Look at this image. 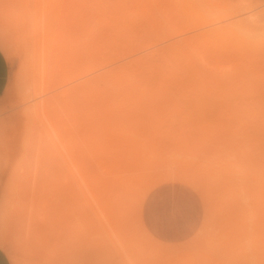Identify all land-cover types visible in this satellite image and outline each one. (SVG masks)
I'll return each mask as SVG.
<instances>
[{
	"label": "rangeland",
	"instance_id": "374dc122",
	"mask_svg": "<svg viewBox=\"0 0 264 264\" xmlns=\"http://www.w3.org/2000/svg\"><path fill=\"white\" fill-rule=\"evenodd\" d=\"M11 1L12 0H0V5H9ZM41 1L43 0H39V3H42ZM108 1L110 2V0ZM150 1L151 3H153V5L149 3V6L152 7L146 8L145 13L147 16H149L147 9H150L152 14L150 15H154L155 19L153 17H147L148 20H145V17V19L139 18L141 16L140 15L136 17V20L129 27L124 28L121 22L119 23L122 26L119 25L120 27L118 26V29L116 28L114 30L113 26H110V30L106 29V31H110L111 34L108 33L107 35V33H104L102 35L100 33V35H98L100 39L105 35L107 36L103 37L104 39L102 38L101 40H99L98 46L100 49H98V51L100 52H97L102 54V52H105L106 50V52H109L110 49L115 50L118 44L119 48L125 43L129 42V40L131 41V39L132 41L134 40L137 43L141 44V42H143L145 44L148 42H153V40L156 38L158 39V37H162L161 41L159 42L165 44L169 39H163V36L165 34L168 35V33L172 34L177 29L189 27L195 33L199 32L200 30L212 27L217 28L219 26H222L225 28L230 24L229 22L235 21L234 23H236L238 21H242L241 19L243 18L245 20L246 16L244 17V14H248L247 12L249 10L244 11L243 8L245 6L252 5V1L255 0ZM249 1L251 3H249ZM27 2V10L25 12L30 13L28 14L29 17H27L30 21L26 19L29 24H27L28 26L26 27V29L28 28V31L26 30L24 33L19 34L16 30H14V32L9 34L7 37L11 40L10 49L12 50L13 54L10 57H7L5 55L9 62L10 70L5 90L0 96V205L5 203L6 194H8L6 192L7 189L10 186V188H14V186L17 187L15 189L16 191L13 194L14 198L12 200H14V202L16 203H22V205H20L21 209L19 208L12 217L14 227H11L12 230H9L10 227L7 228V232L11 235V237L9 238L11 239L12 244L15 246V251L17 252V256L21 264H27L29 260V263L40 260L38 256L27 257V253H25L15 241L17 237L22 234L23 226L29 219V213L31 209L30 202L32 199L30 195L33 187V177H35V158L37 157L36 149L38 146L37 138H32L34 136L38 137L36 136L38 134H36L35 130L33 131L30 128L31 126L35 125H33L31 121L29 122L30 127L24 126V119H22V116L20 117L21 111L25 110L27 105L33 104L34 101H37L38 97H36V99L34 100L28 101L27 103L24 102L16 104V102H14V99L16 100V98L14 97V86H16L15 84L17 83V80L24 73V67L27 66L28 70L31 68L29 67V63L34 62L35 49L37 47L36 41L38 39V35H35V32L33 33V35H30L29 32L33 27V25H31L32 27H30V24H34L33 20L35 19L34 14L36 12L35 6H39V3H37L38 1H35L37 4L35 5L34 0H27ZM215 2H217V4H215ZM255 2L252 5L257 8L254 10L255 12L264 10V5H258L259 3H256V6ZM58 3L59 6L57 8L58 10H60L59 12L62 15L61 22H63L64 24H69L71 20L70 14L75 13L77 8H80V12H83L85 8L81 10V7L82 5L87 3V0H78V4H73L72 0H59ZM12 5V12L17 13L19 10L18 3H12ZM192 5H194L195 9L191 7ZM32 6L34 9L31 8ZM252 6V9L249 8L250 11L255 8ZM189 7H191V10L194 11H191ZM93 8L94 6L92 3V9ZM187 8L191 13L187 12ZM192 12H194L195 14L192 15ZM222 15L229 16L226 17V19L221 18L222 20H220V22L219 20L217 21L216 18ZM36 17L39 18V16ZM84 19L86 22L90 21L91 23L89 25L92 28H95L96 31L102 30L100 29V27L96 28L97 23L92 17L85 16ZM150 20L151 22L153 20H156L155 24L153 25L150 23L151 25H149L147 22H149ZM31 21L33 22L31 23ZM205 21H211L212 23L209 22V24H207V22L206 24L202 25V23ZM245 21L242 22H248ZM262 27H264V25L255 27L253 24H248L247 28L251 29H247L248 35L243 33L246 31L245 29H243L244 31L242 32V30H240V32L245 35L239 33L240 35L238 34L239 36L237 35L238 37L234 38H223V36H227L228 34H223V31L218 28L219 30H215L221 31L222 34L220 36H215V34H213L214 36L211 35L210 38L212 39V42L205 43L201 42V39H197L199 41L198 44H203H201L199 48L189 47L188 51L194 55L196 66L201 70L202 74L210 78L209 80H211L212 82L211 85H214L213 78H218L217 80L223 78L222 81L228 80L230 84L236 82V87L238 85L240 87L237 88L238 91L235 89V91L233 92H225L227 90L218 89L220 92H222L218 93L215 90H203V97L199 96V98H197L195 96L196 101L194 99L193 101L195 102L189 103L190 101L185 100V97L182 96V98L178 96L180 92L174 91V86L177 87L179 85H174V82L171 83V81L175 80L172 79L173 76L176 79L178 78V81L175 80L177 82H181V80L183 81V79L185 81H189L188 79L184 78L185 72H183V68L180 66V64H178V57L175 59L173 53L171 55L170 53L165 52V54H163V56L160 58L161 61L159 59L154 62V64L156 63V65H159L158 70L160 73L168 72V74H166L169 76L164 74L166 77H169V79H167L168 83L166 84L172 85V87H168V89H170L169 91H172L174 89L173 92H176V94L178 93V95L172 92V94H170V92L169 94L170 96L174 95L173 97L176 99L178 105L177 109H175L173 105H168L167 108H169L170 111L167 113H163V117L161 116L164 119L158 117L157 119H155L157 120L156 124H152L154 122H150L148 126H141L142 130H139L141 131V133L139 132L140 134L138 132H136L135 134L134 132H130L131 136H136L135 139H140V143L142 140L141 144L143 145H139L143 146V148H145V150L147 151V154L145 155L146 157L143 154L142 156H144L146 159L151 160L149 165L153 167L149 166L148 164V167L146 166V164H143L146 167L141 165L143 167L141 169L140 167H138L140 170L135 167H131L133 169L118 167L112 168V170L109 171L110 175H105L104 172L108 173V170L106 169L111 168L101 167L96 163L94 159L91 161H88L87 159L90 170L94 175H99V179H101L102 181V185L95 186V188L99 189V187H103V189L99 190H110L109 192H111V190L113 189H116L118 190L117 195L113 196V194L115 193L112 192V195L108 192L102 195L101 191L96 190L98 191V193L93 191L92 196V194L84 188L81 190H85V192L80 191V188L77 186L72 176L67 175L71 173H69V171L67 170L68 167L63 162L62 158L60 156H55V150L52 149L53 147L48 144V141L45 140V138H43V140L41 141V145L44 150L40 158L42 156L44 158L42 157V160L40 159L39 169L36 174V186L34 188H36L37 186L38 187L35 189L37 194L36 198L34 199L35 203L32 208L31 219L36 228H44L43 230L44 232L46 231V234H48L51 245L55 246L58 242L66 241L65 245L68 246V248L73 249L76 254L97 253L99 252V249L102 250L101 248H103L102 251L105 254L109 255L110 258L112 257V262H114L115 264H125L123 259V257L126 258L125 251L121 249L119 238L112 232L107 223V220L105 219V216L101 211V209H103L104 211L109 213L108 208L113 205L110 208V211H112L113 213V221H115V223L119 221L118 223H116V225L120 228V238L125 243L129 242L127 243V252L138 261H142L143 259L146 264H239V262L240 264L241 262L246 264H253L257 261L261 262V264L264 263V261H262L264 260V177H262V174H264V172H262L264 171V161L261 162V160H264V91H262L264 90V30H261L264 28ZM58 28L61 27L58 26L56 22H52L51 28H49L50 36H52ZM151 28H153L154 30L156 29V33H154L152 31L153 29ZM255 28H259V30L257 31V29ZM118 30H122L120 31L121 34L118 33L119 35L115 34L116 32H118ZM80 38H83V40L87 41L89 37L87 35H83ZM121 38L123 43L121 42ZM172 38L173 37H171L170 39ZM112 41L114 42V44L111 43ZM115 42L117 43L116 45ZM111 44L114 45L113 48H111ZM105 45L108 47H106ZM217 46H219V48H217ZM92 49L93 48L88 49V52H84V48L81 50H77L74 56L75 59L80 58L86 54L88 55L89 52L92 51ZM81 51L83 52L81 53ZM106 52L103 54L107 55ZM167 57H169L170 59ZM167 59L169 60L167 61ZM159 61L160 63H158ZM175 66L177 68H174ZM170 71L171 73L173 72V75L170 74ZM175 75H177V77ZM88 76L91 77L92 74ZM87 77L84 78L88 79ZM84 78L81 77V79H79L78 81H84ZM148 79L151 80L150 83L153 82L152 79L149 78V76H147L145 79L144 77H142V81H140L141 83L143 82L142 86L144 84V86L149 85V83L147 82ZM78 81H75V83H78ZM144 81H146L147 84ZM154 81L156 82L160 80L158 79ZM253 82L257 87L254 88ZM241 83H244L243 85L247 83L245 85V88H248L247 91L241 90L244 88L243 86L241 87ZM249 83H251L250 85L252 88L247 87L249 86ZM257 83L261 85H256ZM106 85L105 83H102V85L100 84L99 87L104 86L102 88L105 89L107 87ZM234 86L233 88H235ZM148 87L155 88L153 85H149ZM95 90L96 89L90 91L94 94L92 97L96 96ZM99 90L100 89L97 90L98 94L102 92V89L101 91ZM81 94L84 95L87 93L83 92L78 94L76 98L71 101L72 103L69 102V104L74 107L71 106L69 107L70 111L64 110L61 111V113L63 114L64 118V125H62L69 128L67 129V131H65L66 134H64L65 132L63 133L65 139L72 142L80 139V142L82 143V145H84V142H82V140L86 136L83 129L86 128L85 124L89 122L86 121L88 120L86 119V117H88L86 116L88 114V111L86 112V110H88V107H86L85 105L87 104L88 99L85 95L82 96ZM82 97L87 100L81 99V104L77 101H79V99ZM12 101L15 104L11 105L10 103ZM81 106L83 108H80ZM72 108L75 110H73ZM77 109L81 110L76 111ZM180 109L182 111H178ZM71 110H73V112ZM232 110H234V112ZM230 111H232V113H230ZM74 112L75 118L79 116L78 118H81L80 120H83L84 123L77 126L76 123L78 118L74 119L76 120L74 122L70 121L71 117L74 118V116L71 115V113ZM252 114L255 115L252 116ZM239 117H241V121H243L242 124L245 125L242 126V124L239 123ZM146 118L151 119L150 116ZM25 120L27 121V119ZM153 125L159 126L156 128L157 130L155 129V127H153ZM201 126H203L204 128H202ZM78 127L82 129L81 131H83V133L80 132V129ZM233 127L236 128L235 132L239 134L236 135L235 132L231 131ZM154 129L157 132H152V130ZM203 129L205 130V132ZM217 131L219 134L217 133ZM30 132L32 133V135H34H29ZM70 132H72L75 137H72ZM171 132H173V134ZM228 134L229 136H227ZM149 137H152L153 139H149ZM155 139H157L155 142L157 143L156 148H154L152 145H148L151 144L147 143L148 141L152 142V140L155 141ZM212 140H215V142ZM69 143L72 144L71 142ZM145 143L147 145H145ZM240 144H242L243 146ZM82 149L84 150L85 146H82L80 150ZM242 150H245V153H243ZM85 151H87L88 153L87 148L85 149ZM59 158H61V160H59ZM183 160L186 161L188 164H185L189 166H186L185 164L181 166L180 161ZM41 162H43L44 165ZM153 162L156 163L153 164ZM184 167L187 171L184 170ZM187 167L190 169H188ZM46 168L50 169L46 171ZM177 169L186 171L189 175H195L198 182L203 185L201 186L197 183H192L194 179L189 180V177L182 178L183 174H180V172L175 171L174 174L177 172L180 175H174L173 170ZM168 171L172 172L170 173ZM215 171L216 173H214ZM255 171H258L260 173L259 175L261 176L259 178L256 177ZM155 172H160L161 174H163L164 172H168V175L163 174L162 176H159V174L157 175ZM219 172L221 173L218 175L217 173ZM127 174L129 175L127 176L129 178L132 176H148L149 174H153L151 179H156V181H145L149 183H145L141 187L143 188L141 189V191L140 189L136 190L135 193L139 191L138 195L134 194L132 195V197H129L131 193H129L128 195L126 194V201L122 200L121 203H118V199H120L118 198V196L122 192V190H120L121 183L118 182V178H121L122 176L123 179H127L126 176L123 177ZM170 174L174 176L172 177ZM155 176H157L158 178H155ZM68 177L69 179L72 178V181H70ZM178 177L179 179H177ZM122 178L121 180H123ZM219 178L221 180H219ZM106 179L108 181H106ZM183 179H186L187 181ZM46 181H50V183L54 182L56 184L51 185L48 182V186H45ZM6 184H9L10 186ZM56 185L58 187H56ZM203 186L205 187L203 190L206 189L208 194L206 195L205 193V199L202 198L204 196L200 193L201 191H203L201 190ZM44 191H48L47 194H42V192ZM143 191H147V194L144 196V198ZM252 193L254 194V196H256V198L251 196ZM121 194H123L122 196H124V193ZM97 195H100V197ZM135 195L137 196L135 197ZM86 196H88L89 198ZM93 197H96L97 199ZM108 199L111 201H108ZM78 200L81 202H79ZM101 201L103 205H101ZM125 203L129 204V206H125ZM116 207L118 208L116 209ZM118 210L121 212H118ZM86 212L88 214H86ZM133 213L135 214V216H133ZM120 215H123L124 217ZM84 217L86 220H88L89 223L85 222L86 220H84ZM121 217L123 218L119 219ZM147 218H149V221H151L152 223H162L165 227H167V229L168 227H171L170 230L172 233L168 235V239L170 240H164L163 243L165 244H162L161 246H157L158 243H155L153 239L149 238L148 240L143 232L144 226L153 236L155 235L149 228ZM140 219L144 226L142 224H139ZM13 220H16L15 223ZM87 223H91L92 227L88 226ZM85 224L87 225L85 226ZM104 226L108 231H110L112 240L110 239L108 234H105L106 231L103 228ZM89 227L90 230L88 229ZM91 229H95V231H92ZM11 231L14 232L12 233ZM76 231L79 232L77 233ZM123 233L125 234L123 235ZM16 234H18L17 237ZM125 235H127V237ZM98 246H101V248ZM54 258L55 260L52 264H57V261H60V258H58L57 255H55Z\"/></svg>",
	"mask_w": 264,
	"mask_h": 264
},
{
	"label": "bare ground",
	"instance_id": "6f19581e",
	"mask_svg": "<svg viewBox=\"0 0 264 264\" xmlns=\"http://www.w3.org/2000/svg\"><path fill=\"white\" fill-rule=\"evenodd\" d=\"M35 1H38L37 3H39V0H34L35 5H37ZM58 1L59 0H43V1H41L42 3H39V6H35L36 12L34 11L35 12V14H34L35 19L33 20L34 24H30V27H32L31 25H33V27L29 32L30 35L31 34L33 35L34 32H35V35H38V39L36 41L37 47L35 49L34 62L29 63V67H31L29 70H28L27 66L24 67V69H25L24 73L17 80V83L15 84L16 86H14V89H15V96L14 97L16 98V100L14 99V102H16V104L17 103H24V102L27 103L28 101L34 100V99H36V97H38L37 98L38 100L34 101L33 104L27 105L25 110H22V111L20 110L21 111L20 117L22 116L23 117L22 119H24L23 120L24 126H26V127L29 126L30 125L29 122H31V121H32L31 123L33 125H35V126H31V127L29 126V127L33 131L35 130L36 134H38V135H36L38 137H35V136L32 137V138H37L38 146L36 149L37 150V157L35 158L36 160L34 159L35 160V169H34L35 170V177H33V182H32L33 187H32V191H31V195H30L32 199L30 202V208L31 209H30V213H29V219L27 220V223L24 224L23 231L21 230L22 234H20V236H18V237H17L18 234H16L17 239L15 241H16L17 245L19 247H21L25 253H27V257L28 256H31V257L32 256H38L40 258L39 261L31 262V263H29L30 262V260H29V262L27 264H52L53 261L55 260V258H54L55 255H57L58 258H60V261H57V264H115L111 260L112 257L110 258L109 255L105 254L102 251L103 248H101V246H98V247H100L102 250L99 249V252H97V253L76 254V252H74L73 249H70V248H68V246L65 245L66 241L58 242L55 246L51 245L48 234H46L45 233L46 231L44 232V230H43L44 228H39V227L36 228V226H34L33 221L31 219V217H32L31 213H32V208H33L34 203H35L34 199L36 198V194H37L35 189L38 187L37 186L36 188H34L36 186V183H35L36 182V174H37L38 169H39V161L43 157L42 156L40 158V156L44 150L42 145H41V143H42L41 141L43 140V138H45V140L48 141V144L53 147L52 149L55 150V153H54L55 156H60L62 158L63 162L68 167L67 170L69 171V173H71V174H67V175L72 176L73 180L76 182L77 186L80 188V191L85 192V190H81L84 188L87 191H89L92 194V196H93V191L98 193V191H101L99 189H103V187H99V189L95 188V186H98V185L101 186L102 181H101V179H99L100 178L99 175H94L93 172L90 170L87 159H88V161H91L94 159L96 161V163L99 164L101 167L111 168V169H106V170H108L107 171L108 173L104 172L105 175L106 174L110 175L109 171H111L112 168H118V167L124 168V167H126V168L133 169L131 167H135V168L140 167V169H141V168H143L142 166H144L145 164L148 167L151 160L145 158L147 151L145 150V148H143V146H140V145H143V144H141L142 140L140 143V139L139 140H137V138L135 139L136 136L135 137L131 136L130 132H134V134L136 132L141 133V131H139V130H142V127L148 126L150 124V122H154L152 124H156L157 120H155V119H157L158 117H161L163 115V113H167L170 111L169 108H167L168 105H171V106L173 105V107L175 109H177V105H178L177 101L173 97L174 95L170 96V94H172V93L176 94V92L178 91V92H180V94L178 95V93H177L176 95H178L179 97L183 96V97H185V100L190 101L189 103H192V102L196 101V99H195L196 97L199 98V96L200 97L204 96L203 90H210V91L215 90L218 93H222L218 89L227 90L225 92H231V91L233 92V91H235V89L237 90V88H240L239 85L236 87V85H235V84H237L236 82L230 84L228 80L222 81L223 78L219 79V80H217L218 78H213L214 79L213 80L214 85H211L212 82H211V80H209L210 78H208V77H206V75L202 74L201 70L196 66L194 55L188 51L189 47H191V48L198 47L199 48L201 46V44H203V43L198 44L199 41L197 39H201L200 40L201 42L210 43V42H212L211 41L212 39L210 38L211 35L214 36L213 34H215V36L216 35L220 36L222 34L221 31H223V34L229 35V36L228 35L223 36V38H225V37H233L234 38V37H238L240 34H243V33L247 34L248 30H251V29L247 28L248 24H251V25L253 24L255 27L256 26L258 27L259 25H264V24H261V23H264V10H260L262 12H260V11L255 12L254 10L257 8L255 6H252L255 1H256L255 2L256 6H257L256 3H259L258 5H264V0H262V1L250 0V1H252V5H248V6H245L243 8L244 11H246V10L247 11L249 10V11L247 12L248 14H244V17L246 16V19H245L246 21L244 20V18L241 20L245 21V22L248 21L249 23L248 22L244 23L242 21H238V22L234 23L235 21H232V22H229L230 24L227 25L225 28L222 26H219L217 28L212 27V28L200 30L199 32H195V33L189 27L183 28V29H177L172 34L168 33V35H166V34L164 35L166 37L163 36V39L164 38L169 39L168 42L164 41V42H166L165 44H163L162 42H159V41H161L162 37H158V39L157 38L154 39L153 42H151V43L148 42L150 44H148V43L144 44L143 42H141V44H140V43L135 42L134 40L132 41V39H131V41L130 40H129V42L126 41L127 43H125L123 46H121L119 48H118V45H119L118 44L115 50L110 49V51L112 50L111 52L110 51L106 52L107 51L106 50L105 52L107 53V55L103 54L105 52H102V54L98 53V52H100V51H98V49H100L98 46L99 40H101L103 37L107 36L108 33L111 34L110 31L107 32L106 29L110 30V26H113V29L115 30L116 28L118 29L120 27L119 25H121V24L124 26V28L129 27L136 20V17L140 16V15L141 16L139 18H143V19L146 18L145 20H148L147 17H153L155 19L154 15L151 16L152 14H151L150 9L149 10L147 9L149 16H147L145 13L146 8L152 7V6H149V3L152 5H153V3H151L150 0H113L115 2H113L112 0H110V2L108 0H87V3H85L81 7L82 8L81 10H83L84 8L86 10L84 9L83 12H80V8H77L75 13L70 14V16H71L70 23L64 24L63 22H61L62 15L59 12L60 10H58V8H57L59 6ZM72 1H73V4H76V3L78 4V0H72ZM154 1H156V0H154ZM250 1H249V3H251ZM12 3L13 4L18 3V6H19L18 9L19 10L17 13L12 12V10H11V6H13ZM27 3H28L27 0H12L9 5H5V6L0 5V49L7 57H10L13 54L12 50L10 49L11 40L9 38H7L8 35L13 33L14 30H16L19 34L24 33L26 30L28 31V28L26 29V27L29 24H28L26 19H28L27 17H29L28 14H30V13L25 12L27 10ZM92 3L94 6V8H93L94 10L92 9ZM215 4H217V2H215ZM251 6L255 7L252 11H250V9H249V8H251ZM191 7L193 9H195L194 5H192ZM191 7H189L190 10H191ZM260 7H262V6H260ZM31 8H33V6ZM91 9H92V11H91ZM186 10L188 13H191L190 11H188L189 10L188 8ZM152 11H153V9H152ZM191 11H194V10H191ZM193 14H195V13L192 12V15ZM36 16H39V18ZM85 16L92 17L95 20V22L97 23V27L96 26L95 27L96 28L100 27V29H102V30L96 31L95 28H92L89 25L91 22L85 21V19H84ZM228 16L229 15H222V16L217 17L216 20L217 21L219 20V22H220V20H222L223 18L226 19V17H228ZM231 19H230V21H231ZM33 21H31V23ZM155 21L156 20H153L152 21L153 23L151 22V20L149 22H147V21L146 22L149 25H151V24L154 25ZM52 22L53 23L56 22V24L58 26H60L61 28H58L55 31V33L52 36H50L49 28H51ZM119 22H121V24ZM209 22H211V21H205L202 23V25L206 24V23L209 24ZM121 28H123V27H121ZM153 28H154V26H153ZM153 28H151V29H153ZM218 28L221 29V31H218L219 30ZM262 28H264V27H262ZM215 29H218V30H215ZM243 29H245L246 31L243 32L244 31ZM255 29H257V31L259 30V28H255ZM240 30H242L243 33H241ZM252 30H254V29H252ZM261 30H264V29H261ZM104 31H106V32H104ZM120 31H122V30H118V32H116L115 34H118V33L121 34ZM152 31L154 33H156V29L155 30L153 29ZM214 31H216L217 33ZM236 31H239V32H236ZM100 33L102 35L104 33L105 34L107 33V35L103 36L100 39V37H98V35H100ZM230 34L235 35V36H232ZM245 34H243V35H245ZM83 35L84 36L87 35L89 37L87 39V41L83 40V38H80ZM171 37L176 38V39H173V38L170 39ZM115 39H116V37H115ZM117 40H119V39H117ZM121 42L123 43L122 38H121ZM111 43L114 44L113 41ZM113 44H111L112 45L111 48H113V46H114ZM116 44L117 43L115 42V45ZM106 47H108V46H106ZM83 48H84V52L85 51L88 52V49H90V48H93V49H92V51L89 52L88 55L86 54L80 58L75 59V57H74L75 52L77 50H81ZM217 48H219V46H217ZM82 52L83 51H81V53ZM135 52H137V53H135ZM165 52H168L171 55L173 53L174 54L173 56L175 57V59L178 57L177 58V60L179 62L178 64H180V66L184 70L183 72H185L184 78L189 80V81H185L183 79V81L181 80V82H177L178 78L176 79L173 76L172 79H175L177 81L174 80V81H171V83L174 82V85L175 84L179 85L177 87L174 86L175 90L174 89L173 90L176 92H173V90L169 91L170 89H168V87H172L171 84H169V85L166 84V83H168L167 79H169V77H166L165 75H167L168 72L160 73L158 70L159 65H156V63L154 64V62L159 60L163 56V54H165ZM168 53H167V55H168ZM167 58H169V57H167ZM123 59H125V60H123ZM169 59H167V61ZM203 59H205V58H203ZM160 61H161V59H160ZM160 61L158 63H160ZM176 66H177V64H176ZM176 66L174 68H177ZM216 67H218V66H216ZM163 71H164V69H163ZM171 71H170V74L173 73V72L171 73ZM91 74H92L91 77L88 76ZM140 74H142V75H140ZM174 74H176V73H174ZM252 74H254V73H252ZM147 76H149V78H151L153 81L152 83H150L151 80L148 79L147 82L149 83V85H153L155 88L148 87L149 85L144 86L145 84L142 86L143 82L141 83L140 81H142V77H144V79H145ZM167 76H169V75H167ZM175 76L177 77V75H175ZM202 76H204V77H202ZM81 77L82 78L87 77L88 79L84 78L85 80L82 79L84 81L79 82L78 80L81 79ZM158 79L160 81H156V82L154 81V80H158ZM75 81L76 82L78 81V83H75ZM144 82L146 83V81H144ZM102 83L103 84L105 83V85L107 84L106 85L107 87L105 89L102 88L104 86L99 87L100 84L102 85ZM243 84L244 83L240 84L241 87L242 86L244 87L241 90L247 91L248 88H245L246 87L245 85L247 83L245 85H243ZM250 84L251 83H249V86H247V87L252 88ZM253 85H254V88L257 87V86H255V83ZM256 85H261V84L257 83ZM233 86L235 88H233ZM189 87H190V89H189ZM97 88L100 89L99 91H101V89H102V92L98 94ZM176 88H178V89H176ZM258 88H260V87H258ZM93 89H96L95 90L96 96H94V97H92L94 95L93 92H90V91H93ZM262 91H264V90H262ZM83 92L87 93L84 95L86 96V98L88 100L85 99L84 97H82L79 99V101H77V99H76V101L82 104V102H80L81 99L87 100V104H85V105H86V107H88L87 108L88 110H86V112L88 111V114L86 115V116H88V117H86V119H88V120H86V121H89V122L87 124H85L86 128L83 129L84 134L86 136L83 138L84 141L82 140V142H84V145H82V143L80 142V139H77V138L76 139L78 141L75 140L76 142L74 140H73L74 142H72V141H67L65 139V137H64V134H66L65 131H67V129H69V128L63 126L64 125L63 124L64 118H63V114L61 113V111H64V110L70 111L69 107H71L72 105H70L69 102H71L74 98H76V96L78 94L83 93ZM169 92H170V94H169ZM81 95L84 96L83 94H81ZM194 99H195V101H193ZM197 100H199V99H197ZM14 102L12 101L10 104L11 105L15 104ZM77 105H79V104H77ZM72 107H74V106H72ZM80 108H83V107L81 106ZM73 110H75V109H73ZM73 110H71V111L73 112ZM80 110L81 109H77L76 111H80ZM234 110H232V111L234 112ZM178 111H182V110L180 109ZM232 111H230V113H232ZM75 112L71 113V115L74 116V118L71 117V119H70L68 117L70 119V121L74 122V121H76L74 119H77L79 117V116H77V118H75ZM246 113H248V112H246ZM77 114H79V113H77ZM144 115H146V116H144ZM253 115H255V114H252V116ZM148 116H150L151 119L146 118ZM142 117L145 119H143ZM25 119H27V121ZM80 119L81 118H78V120H77V123H76L77 126L84 123V121L82 120L83 121L82 122ZM162 119H164V118H162ZM158 120H161V119H158ZM238 121L241 124L243 122V121H241V117L238 118ZM243 125H245V124H242V126ZM229 126H233V125H229ZM153 127H155V129H156L159 126L153 125ZM153 127H152V129H153ZM201 127L204 128L203 126H201ZM79 129H80V132L83 133V131H81L82 129L81 128H79ZM155 129L152 130V132L157 130V129L156 130ZM206 129H207V127H206ZM231 131L235 132L236 128L233 127ZM204 132H205V130H204ZM70 133L73 137L74 135L72 134V132H70ZM73 133H75V132H73ZM171 133L173 134V132H171ZM196 133H198V132H196ZM217 133H218V131H217ZM168 134H169V132H168ZM237 134H239V133H236V135ZM29 135H32V133L30 132ZM174 135H175V133H174ZM196 136H197V134H196ZM227 136H229V134ZM173 137H175V136H173ZM150 138H152V137H149V139ZM156 140L157 139H155V141L152 140V142H149L150 141L149 140L147 143H151L148 145H152L154 148H156L157 147V143H155ZM212 141L215 142V140H212ZM69 142H71L72 144H70ZM228 143H229V141H228ZM145 145H147V144L145 143ZM240 145H242V144H240ZM82 146H85V149L87 148L88 153H87V151H85V149L80 150L82 148ZM166 147H169V146H166ZM186 147H187V145H186ZM81 151H83V152L85 151V152L83 153ZM242 152L245 153V150H242ZM150 153H151V151H150ZM142 154L145 157L142 156ZM246 155H248V154H246ZM149 157H151V156H149ZM61 158H59V160H61ZM168 158H169V156H168ZM249 158H250V156H249ZM186 160H188V159H186ZM250 160H251V158H250ZM262 161H264V160H261V162ZM180 162H181V166H183L185 163L188 164L184 160L180 161ZM41 163H43V162H41ZM154 163H156V162H153V164ZM43 165H44V163H43ZM146 166H144V167H146ZM149 166H151V165H149ZM186 166H189V165H186ZM151 167H153V166H151ZM212 167H214V166H212ZM228 167H230V166H228ZM49 169L46 168V171H48ZM145 169H148V168H145ZM181 169H183V168H181ZM188 169H190V168H188ZM184 170H186V168ZM207 170H209V169H207ZM218 170H220V169H218ZM256 170H259V169H256ZM43 171H45V170H43ZM175 171L180 172V174H183L182 178L183 177H186V178L189 177V180L194 179L192 181V183L194 182V184L197 183L198 185H201V186L203 185V184H200L198 182L195 175H189L186 172L187 170L186 171H181L178 169L173 170V174ZM168 172L171 173L172 171H168ZM168 172H166V173L164 172L163 174L168 175ZM183 172H185V173H183ZM262 172H264V171H262ZM126 173H128V172H126ZM155 173L157 175L159 174V176L163 175L160 172H155ZM176 173L174 175H176V176L180 175V174H178V173L176 174ZM214 173H216V171ZM220 173L221 172H219L217 174L219 175ZM255 173H256L257 178H259L261 176V175H259L260 173L258 171L257 172L255 171ZM217 174H215V175H217ZM47 175H49V174H47ZM125 176L127 179H123L122 176H121V178L123 180H121V178H118V182L121 183L120 184V190H122L121 193H124V196H122L123 194H121L119 192L121 196L118 194L119 195L118 198H120L121 200L118 199L119 200L118 203H121L122 200L126 201V199H127L126 194L128 195L129 193H131L129 197H132V195H134V194L138 195L139 191L137 193H135L136 190L140 189V191H141V189H143L141 187L145 183H149V182H145V181L153 180V179H151L153 174L152 175L149 174L148 176H145V175H143V176H132L130 178L127 177V176H129L128 174L124 175L123 177H125ZM37 177H39V176H37ZM156 177L157 176H155V178ZM262 177H264V174H262ZM72 178L69 179V177H68V179L70 181H72ZM177 179H179V177ZM183 180L187 181L186 179H183ZM219 180H221V179L219 178ZM258 180H260V179H258ZM106 181H108V180L106 179ZM109 181H111V180H109ZM153 181H156V179ZM48 182L50 183V181H48ZM48 182L46 181L45 186H48ZM59 183H61V182H59ZM69 183H71V182H69ZM32 184H31V186H32ZM50 184L54 185L56 183L52 182ZM6 185H9V184H6ZM38 185H40V184H38ZM138 186H140V187H138ZM10 187L9 188L7 187L8 189L6 188L7 189L6 192L8 194H6L5 203L1 204L3 206L0 205V210H1L0 211L1 212L0 213V248L5 252L7 257L11 261V264H21V262L19 261L18 256H17V252L15 251V246L12 244V241L9 238V237H11V235L8 234L7 228L10 227L9 230H12L11 227H14L13 222H12V217L15 214V212L18 211L19 208L21 209L20 205H22V203H16V202H14V200H12L14 198L13 194L16 191L15 189L17 187H15V186H14V188L13 187L10 188ZM56 187H58V186L56 185ZM93 187H94V189H93ZM204 188L205 187L203 186L201 188V190H203ZM4 189H5V187H4ZM9 189L11 190V192ZM41 189H43V188H41ZM44 190H46V189H44ZM96 190H98V191H96ZM113 190H115V191H113ZM113 190H111L112 193H115V194H113V196L117 195L118 190H116V189H113ZM144 190H146V189H144ZM197 190H199V189H197ZM205 190H203L204 192L199 191L201 193V195L204 196V197H202L203 199H205L206 195H208L207 190L206 191ZM103 191H101L102 195H104V193H107V192L111 193V192H109L110 190H108V191L103 190ZM47 192L48 191H46V192L44 191V192H42V194H47ZM61 192H63V191H61ZM112 193H111V195H112ZM205 193H206V195H205ZM87 194H88V192H87ZM146 194H147V191H145L143 193V198ZM100 195H97V196L100 197ZM137 195H135V197ZM88 196H86V197H88ZM251 196L256 198V196H254L253 193ZM21 197H22V194H21ZM75 197H78V196H75ZM107 197H109V196H107ZM129 197H128V199H129ZM93 198L97 199L96 197H93ZM122 198H124V199H122ZM109 199H108V201H111ZM114 200H115V197H114ZM19 202H21V201H19ZM79 202H81V201H79ZM110 204H111V202H110ZM101 205H103L102 201H101ZM112 206L113 205H111V207ZM125 206H129V204L125 203ZM111 207L108 208L109 213H111V214L107 213L103 209H101V211H102L103 215L105 216V219L107 220V223H108L109 227L111 228L112 232L119 238L121 249L123 251H125L126 258L123 257L124 263L125 264H146V262H144L143 259H142V261H138L134 257H132V255H130L127 252L128 251L127 250L128 249L127 243H129V242L125 243L120 238V234H121L120 230H119L120 228L116 225V223H118L119 221H117L116 223H115V221H113L114 217L112 216V214H113L112 211H110ZM117 208L118 207H116V209ZM119 210H121V209H119ZM119 210H118V212H121ZM131 212H133V211H131ZM134 212H137V211H134ZM82 213H84V212H82ZM139 213H140V211H139ZM86 214H88V213L86 212ZM129 214H131V213H129ZM120 216H123V215H120ZM133 216H135V214ZM87 217H89V216H87ZM123 217H121L119 219H122ZM84 220H86L85 217H84ZM15 221H14V223H15ZM85 222H88V220H86ZM120 222H121V220H120ZM87 224H85V226ZM139 224H142L144 226L141 219H140ZM123 225H126V224H123ZM88 226L92 227L91 223L88 224ZM157 227H158V231L162 234L161 238H157V237L153 236L145 228V226L143 228V232H144V235L148 238V240H149V238L153 239L155 243H158L157 246H161L162 244H165L163 242H164V240L166 241V239H168V235L171 234V231H168L167 227L163 226L161 223H157ZM17 228H19V227H17ZM103 228L106 231L105 234H108V236L112 240L110 231H108L105 226ZM88 229L90 230V227ZM95 229H91V230L95 231ZM11 232L13 233L14 231H11ZM76 232L78 233L79 231H76ZM124 234L125 233H123V235ZM125 236L127 237V235H125ZM102 237H104V236H102ZM61 254H62V256H61ZM145 254H143V255H145ZM232 259H234V258H232ZM262 261H264V260H262ZM235 262H236V260H235ZM237 263H238V261H237ZM254 263L261 264V262H258V261L254 262ZM54 264H56V263H54ZM239 264H240V262H239ZM241 264H246V263L241 262ZM262 264H264V263H262Z\"/></svg>",
	"mask_w": 264,
	"mask_h": 264
},
{
	"label": "crops",
	"instance_id": "0c3cea01",
	"mask_svg": "<svg viewBox=\"0 0 264 264\" xmlns=\"http://www.w3.org/2000/svg\"><path fill=\"white\" fill-rule=\"evenodd\" d=\"M9 70H10L9 62H8L5 54L0 49V96L3 94V92L5 90V87L7 84V79L9 76ZM147 220H148L149 228L151 229L152 233L155 236H157L158 238H161L162 234L158 231V227H157V223H159V222L152 223L151 221H149V218H147ZM170 228L168 227V231H171ZM168 240H170V239H167V241ZM0 264H11L9 258L7 257V255L5 254V252L1 248H0Z\"/></svg>",
	"mask_w": 264,
	"mask_h": 264
}]
</instances>
